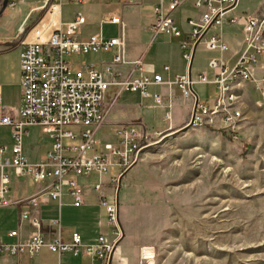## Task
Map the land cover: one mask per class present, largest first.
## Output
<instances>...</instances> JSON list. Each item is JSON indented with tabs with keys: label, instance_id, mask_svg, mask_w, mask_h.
Instances as JSON below:
<instances>
[{
	"label": "built area",
	"instance_id": "1",
	"mask_svg": "<svg viewBox=\"0 0 264 264\" xmlns=\"http://www.w3.org/2000/svg\"><path fill=\"white\" fill-rule=\"evenodd\" d=\"M102 1L109 3L113 0ZM237 1L193 2L200 16L198 20H188V37L180 42L182 57L187 62H191L202 46L205 51H228L223 26L241 25L242 28V50L234 64L230 65L220 55L207 58V67L213 71V76L209 78L201 73L197 81H193L188 74L176 75L171 80L160 73L148 72L140 58L127 60L124 53V25L119 14H111L104 21L120 25V36L105 38L95 33L81 37L85 17L78 13L72 20L64 21L62 0H44L41 17L28 29L20 27L14 37L18 40L24 34L19 42V108L15 115H10L0 107V126L10 129L13 140L9 148L0 147V207L20 205V217L29 221L33 232L21 240L18 231H11L9 236L17 239L13 243L0 241V253L17 257L25 253L34 255L47 248L58 255L69 253L78 256L86 252L92 256L95 264H109L115 242L106 240L103 235L98 236L93 244H83L77 232L72 234L69 243H63L58 237L45 239L40 232L39 219L28 210L35 199L13 200L10 197V177L6 169L11 168L16 175H26L36 183L48 182L47 194L58 201L63 188L67 187L76 207L83 204L78 177L96 173L98 182L94 185V191L99 193L103 185L102 176L108 169L117 166L126 170L137 159L142 149L141 143H147L149 139L144 126L134 123L116 131V144L105 143L99 152L88 154L96 145L101 146L96 140V133L106 117L105 99L110 87L116 89L114 100L121 92L128 91L138 93L142 98H151L156 106H163V97L155 88L175 85L183 99L192 101L186 125L196 127L219 123L232 130L234 121L241 117L236 107L238 89L254 78L256 70L264 69V19L246 12L236 13ZM183 2L158 0L154 4L155 20L150 27L154 34L181 35L174 11ZM213 28L219 31L206 38L207 32ZM114 47L117 52L108 61H103L100 68L74 64L75 57L110 52ZM164 70L167 71L168 67L164 66ZM195 82L213 86L216 91L214 98L200 101L192 88ZM150 88L154 91H150ZM171 120V105L168 103L164 121L169 127ZM31 127H37L41 135L52 140L50 148L37 160L27 157L23 150ZM7 152L9 155H6ZM112 157H117L119 161H111ZM69 174L74 178L67 177ZM119 176L113 182H117ZM100 204L105 208L107 222L115 228L114 234L119 237L121 228L117 201L109 203L100 195Z\"/></svg>",
	"mask_w": 264,
	"mask_h": 264
},
{
	"label": "rangeland",
	"instance_id": "2",
	"mask_svg": "<svg viewBox=\"0 0 264 264\" xmlns=\"http://www.w3.org/2000/svg\"><path fill=\"white\" fill-rule=\"evenodd\" d=\"M260 1L255 15L264 19ZM257 2L239 0V7ZM102 30L119 33L108 23ZM194 91L202 102L216 92L206 84ZM237 93L241 117L232 130L218 123L149 133L135 162L113 182L119 225L140 248L136 264H264V69ZM163 115L154 110L153 129L165 130ZM30 131L52 143L37 128ZM104 134L112 138L110 129Z\"/></svg>",
	"mask_w": 264,
	"mask_h": 264
},
{
	"label": "crops",
	"instance_id": "3",
	"mask_svg": "<svg viewBox=\"0 0 264 264\" xmlns=\"http://www.w3.org/2000/svg\"><path fill=\"white\" fill-rule=\"evenodd\" d=\"M195 0H184V2L174 11L175 22L180 28L181 35L178 37L165 34H154L151 26L155 16L153 6L158 0H113L109 3L102 0H62V18L64 21L72 20L76 14L80 13L85 17V24L81 28V37L100 33L105 38L118 37L121 35V28L117 25L119 33L117 35L105 36L102 30L104 21L111 14H119L123 27L124 53L127 60L141 59L148 72L160 73L163 77L174 79L176 75L188 74L193 81H197L201 73H205L209 78L213 76V71L207 67V58L222 56L230 65L234 64L242 50V28L241 25H224L222 28L223 36L229 49L224 53L205 51L204 47L194 54L191 62H187L182 57L180 42L188 37L190 26L188 20H198L200 11L194 9ZM13 2V4H10ZM44 0H8L7 6L0 11V107L10 115H15L20 105V68H19V42L24 38L22 34L18 40L14 39L20 27L28 29L42 15L41 6ZM260 0L250 7H239L237 1L236 13L256 14ZM2 0H0L1 8ZM149 10L148 14L143 11ZM144 16V17H143ZM184 16V18H183ZM140 22V23H139ZM110 24V23H108ZM141 24V27H138ZM218 28L210 29L206 38L216 34ZM117 52L114 47L110 52H98L80 55L74 58L76 66H93L100 68L103 61H108ZM199 53H205L203 58ZM164 66L168 70H164ZM195 82L192 86L194 91ZM208 85V84H206ZM211 86V85H209ZM213 87V86H212ZM154 91L153 88L149 89ZM163 97V106H156L151 98H142L138 93L124 91L114 100L116 89L110 87L105 106L107 108L106 117L103 124L96 133V140L101 146L96 145L89 151L91 155L103 149L105 143H117L116 131L138 123L144 126L147 133H167L175 132L185 127L191 111L192 101L183 99L175 85L160 86L155 88ZM198 96V94L194 91ZM199 99V96H198ZM200 100V99H199ZM147 101V102H146ZM205 102V101H204ZM171 105L172 120L170 127L164 121L167 104ZM164 110L162 121L166 125L164 131L154 128L153 113L155 109ZM29 136L24 140V154L30 159L37 160L50 148L51 142L43 144V141L33 139L31 129ZM110 129L111 139L104 134L105 130ZM40 138L47 136L41 135L37 128ZM13 140L10 129L0 126V147L12 145ZM6 155H9L7 152ZM111 161L117 163L119 159L112 157ZM116 172H107L102 176V188L100 192L94 191V185L98 182L96 173L84 175L77 178L83 191V204L76 207L73 205V198L68 194V188L64 187L60 200L51 198L46 187L48 182H33L26 175H16L11 168L6 172L10 177V197L13 200H24L34 198V204L28 206L31 215L36 216L40 222V232L47 240L59 238L63 243H69L71 236L77 232L81 236L83 244H93L98 236L103 235L106 240L115 242L114 252L110 264H136L138 258V243L128 236L122 225L121 235L114 234L115 228L107 222L105 208L100 204V195L109 202L117 201L113 179L124 172L117 166L111 167ZM109 173V174H108ZM67 177L74 178L72 174ZM22 208L20 205H9L0 207V241L13 243L16 237L9 236L11 231H18L21 240L26 239L33 228L29 221L20 217ZM139 248V249H138ZM95 264L90 254L83 252L78 256L69 253L58 255L42 248L34 255L22 254L17 257L8 256L0 253V264Z\"/></svg>",
	"mask_w": 264,
	"mask_h": 264
},
{
	"label": "water",
	"instance_id": "4",
	"mask_svg": "<svg viewBox=\"0 0 264 264\" xmlns=\"http://www.w3.org/2000/svg\"><path fill=\"white\" fill-rule=\"evenodd\" d=\"M8 4V0H2V4H1V8H0V11H2ZM187 127H189V125H186L185 127H183V129H186ZM123 174L120 175V178ZM111 258L112 256L110 257V261H109V264L111 263Z\"/></svg>",
	"mask_w": 264,
	"mask_h": 264
},
{
	"label": "bare ground",
	"instance_id": "5",
	"mask_svg": "<svg viewBox=\"0 0 264 264\" xmlns=\"http://www.w3.org/2000/svg\"><path fill=\"white\" fill-rule=\"evenodd\" d=\"M146 253L145 252H143V257L144 258H149L147 255H145ZM145 255V256H144Z\"/></svg>",
	"mask_w": 264,
	"mask_h": 264
}]
</instances>
